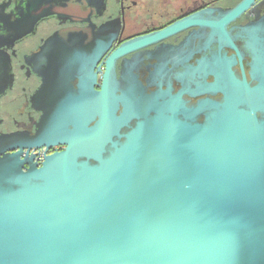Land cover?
Masks as SVG:
<instances>
[{
	"label": "water",
	"instance_id": "95a60500",
	"mask_svg": "<svg viewBox=\"0 0 264 264\" xmlns=\"http://www.w3.org/2000/svg\"><path fill=\"white\" fill-rule=\"evenodd\" d=\"M254 3L122 43L100 83L91 46L47 55L34 131L0 135V264H264V16L227 28ZM195 24L173 64L217 51L141 80L138 50Z\"/></svg>",
	"mask_w": 264,
	"mask_h": 264
},
{
	"label": "flooded vegetation",
	"instance_id": "af4514ba",
	"mask_svg": "<svg viewBox=\"0 0 264 264\" xmlns=\"http://www.w3.org/2000/svg\"><path fill=\"white\" fill-rule=\"evenodd\" d=\"M240 0H0V135L15 131L33 132L40 112L31 106V95L42 82L41 71L47 55H56L60 48L74 47L92 49L95 60L94 70L98 67L97 83H100L105 68V61L111 52L122 43L135 37L160 31L175 22L203 11L210 18L217 14V9L232 8ZM264 16V0L255 3L244 11L233 25H243ZM206 19V17H203ZM200 25L195 24L170 33L155 42L139 49L143 64L137 73L145 80L153 65L160 60L172 67L170 79L175 88L179 86L174 73L180 72L187 64H195L202 56H209L217 51L211 43L207 49L202 48L203 36L193 40V52L183 61L173 64L180 57L174 48L182 46L187 49L185 39ZM209 29H206L207 33ZM65 40H67L65 42ZM91 42V43H90ZM236 45L242 50L241 41ZM161 45L171 46L165 53L160 52ZM50 48V52L48 51ZM228 55L230 48H223ZM49 52V53H47ZM129 53L117 59L116 71L120 74L123 58H131ZM88 52L83 53L87 57ZM81 58V56H79ZM183 60V58H182ZM81 59L76 62L80 63ZM89 59H85L88 63ZM248 58L243 65L247 71ZM52 63V62H51ZM239 72V65L233 67ZM73 84L77 81L78 69L71 70ZM211 80L212 77L208 76ZM95 88H99L98 85ZM63 144L49 147L46 153L60 151ZM26 149L23 150L25 152ZM35 154L34 161L40 162L45 154L43 147L31 148Z\"/></svg>",
	"mask_w": 264,
	"mask_h": 264
}]
</instances>
